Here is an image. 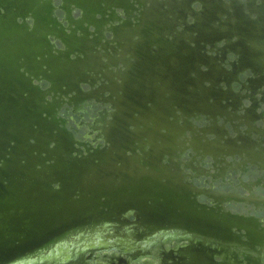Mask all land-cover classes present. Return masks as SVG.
<instances>
[{
	"label": "flooded vegetation",
	"instance_id": "1",
	"mask_svg": "<svg viewBox=\"0 0 264 264\" xmlns=\"http://www.w3.org/2000/svg\"><path fill=\"white\" fill-rule=\"evenodd\" d=\"M73 2L68 4L66 0H54L53 5L46 4V10L55 19L58 18L51 26L57 28L59 36L71 42V47L85 43L90 54L100 52L103 54L104 73L107 74V78L102 80L103 84L110 85L108 78L111 77L117 79L119 86H122L128 78L129 70H132L136 73V101L143 103L147 100L150 107L152 102L158 103L159 106H168L169 102L175 105L171 113L166 114L167 111H163L165 112L163 116L167 119L161 124V128L156 130L169 136L174 135L175 143L170 145V148L163 149L148 144L147 151L151 149L155 153L167 151L165 155L162 154L161 168L149 166L147 153L138 149L136 156L141 166L146 170L152 169L154 172L181 177L190 195L196 194L197 200L202 204L199 207L191 204L192 209L211 214L216 218L215 221L223 223L222 227L215 225L213 228L206 226L207 224L197 226L185 223L175 226L174 223H168L166 227L159 224L145 225L146 227H136L134 224L128 226L133 230H135L133 227H136V230L144 229L152 233H170L181 239L197 238L200 240L197 243L187 240V246L203 243L199 248L211 258L204 261L191 256L192 259L188 262L179 260L178 264H230L226 257H216L213 254L214 252L218 255L222 252L225 254L227 251L233 255L239 251L246 255L253 253L254 259L262 262L264 249L260 250L256 246L264 247V76H254L248 67L258 65L252 61L254 54L251 51L252 46L256 42L264 44V0H73ZM57 22H63L67 27L64 28ZM146 22H149L155 31L162 30L161 27L156 28L157 24H164L166 26L164 36L148 38L138 36L137 32ZM28 23L30 29H33V20L28 19ZM237 30L241 31L242 36L240 34L228 40L226 36L229 32ZM154 38L160 40L156 42ZM51 39L55 48L65 50L61 39ZM130 43L135 47L136 44L148 46L150 49L145 55L152 64H147L145 58L136 54V50L134 54L124 51ZM55 48L52 49L53 53L59 55ZM74 57L75 55H72L73 59ZM137 62L145 64L137 65ZM129 63H132L130 67L133 69H130ZM238 67H247L248 72L240 73V80L244 82V86L234 81L229 87L226 81L233 78V71ZM93 83V88L90 84H83L87 95L74 91L62 99L59 96H55L54 99L48 96L55 104L57 117L54 119L57 129L65 126L66 132L62 133L71 142L73 149H76L73 154L77 158L81 157L77 148L83 150L86 155L92 152L95 155L106 149L108 143L106 132H103L104 124L113 119L111 112L116 111L110 106L111 102L106 100L109 92L105 95L106 99L99 91L98 97L96 96L97 87H100L102 82L97 80ZM40 85L47 89L51 83L43 80ZM195 88L198 89L196 91L198 95L203 90V94H212L216 99L222 98L223 103H226L225 98L235 103L245 96L247 98L244 99L245 106L250 107L252 103L255 106L254 110L251 111V108L247 110L250 113L248 121L252 128L243 125L240 126V131H235L230 121L240 125L241 118H234L233 112L222 111L224 116L217 114V120L210 113L197 111L190 117L189 112H184L178 106L182 104L183 107L187 104L190 94L193 98L198 96L193 91ZM90 90H93V94L89 93ZM84 98L85 103H80ZM155 111L160 116L158 112L162 110L157 111L155 108L145 111L144 115H152ZM244 113L245 110L239 109L236 116L245 115ZM134 115L139 116V113L136 112ZM257 117L260 118L257 120ZM169 124L168 130L164 128ZM83 143L89 151H86ZM157 150L159 152H156ZM223 151L235 155L224 156L226 154ZM128 154L132 155L131 152ZM120 217L136 223V208L122 210ZM112 221L113 219L105 221L95 228L94 226H91V229L85 228L79 233L80 237L83 235L91 239L92 243H89L87 248L94 245L95 240L108 237L109 232L123 235L120 231L124 229V224ZM253 242L257 251L255 253L250 245ZM210 243L217 245L216 249L211 250L213 253L208 250ZM103 246H116L122 253L129 249L119 242L105 241ZM96 251L94 258L90 259L93 252L85 255L86 264H97L98 258L109 261L108 264H122L119 261H125V257L117 252L110 253L111 257L103 258L108 252ZM129 251L133 252L132 249ZM144 254L145 252L139 249L136 255L129 258L137 263L142 260ZM45 258H50V254L41 258L34 256L32 252L16 260L21 264H39ZM153 264L170 263L162 258L159 261L155 260Z\"/></svg>",
	"mask_w": 264,
	"mask_h": 264
},
{
	"label": "water",
	"instance_id": "2",
	"mask_svg": "<svg viewBox=\"0 0 264 264\" xmlns=\"http://www.w3.org/2000/svg\"><path fill=\"white\" fill-rule=\"evenodd\" d=\"M66 1L74 3L73 0ZM46 4L53 5V0H0V264H21L16 259L26 253L53 249L58 239L69 237L81 225L97 218H104L100 219V224L113 219L114 223L136 227L158 224L166 227L168 221L174 226L183 223L217 226L219 223L213 215L204 217V211L193 212L192 203L198 207L202 204L196 194L190 195L181 177L146 170L137 159L139 149L147 153L149 166H162V154L167 151L155 153L152 149L147 151V147L150 144L163 149L175 143L174 135L156 132L167 119L163 111L171 113L175 105L169 102L170 105H160V108L158 103L152 102L150 107L147 100L136 101V73L132 70L122 86L111 77L108 78L110 85L105 86L102 80L107 74L104 73L103 54H90L85 43L71 47V42L59 36L57 28L51 26L56 19L50 16ZM28 19L33 20V29H30ZM159 27L162 30L155 31L146 22L137 34L142 38L164 36L166 26L157 24L156 28ZM240 34L237 30L226 37L230 40ZM51 38L61 39L65 50L55 48ZM159 40L155 39L156 42ZM145 47L130 43L124 51L134 54L136 50L147 64H152L145 55L150 48ZM54 48L59 55L53 53ZM251 51L254 54L251 52L250 56L253 54L252 61L257 62L258 65L254 64L258 70L253 66L248 67L249 70L254 76H264V44L256 42ZM72 55H75L74 59ZM129 64L130 67L132 63ZM246 72L247 67H238L233 71L234 79L226 83L231 87L237 81L244 86L240 73ZM43 80L49 81L51 86L43 89L40 85ZM92 80L102 82L96 96L98 91L104 97L109 92L105 99L116 111L111 112L113 119L104 124L106 149L86 155L77 148L81 153L77 158L73 154L76 149L62 133L66 132L65 126L57 129L55 104L48 96L62 99L74 91L87 95L83 84L93 88ZM197 90L193 91L197 94ZM89 93L93 94V90ZM242 97L235 103L225 98L226 103H223L222 98L203 94L202 90L195 98L190 94L187 104L183 107L179 104L178 108L189 112L190 117L197 111L210 113L216 120L217 114L224 116L222 111L233 112L234 118H241L240 125L230 122L235 131H240V126H251L247 110L251 108L252 111L255 107L253 103L250 107L245 106L244 99L247 98ZM85 101L84 98L80 103ZM150 108L162 110L158 112L160 116L156 111L144 115ZM239 109L245 110V115L236 116ZM136 112L139 116L134 115ZM62 121L64 124V119ZM169 126L164 128L168 130ZM223 152L224 156L235 155ZM101 206L113 209V212L96 211ZM160 207L168 208L170 214ZM118 208H136V223L122 219ZM176 208L180 211L174 210ZM109 214L113 216H107ZM55 250L49 251L50 258L54 257L52 251L57 254Z\"/></svg>",
	"mask_w": 264,
	"mask_h": 264
},
{
	"label": "rangeland",
	"instance_id": "3",
	"mask_svg": "<svg viewBox=\"0 0 264 264\" xmlns=\"http://www.w3.org/2000/svg\"><path fill=\"white\" fill-rule=\"evenodd\" d=\"M53 3H54V0H53ZM50 16L53 17L52 14ZM56 20H58V18H56ZM61 23H62L61 25L64 28L67 27L63 22H61ZM144 201H145V199H143V202ZM194 205L195 204H193V206ZM143 208L145 209V208H148V207L143 206ZM120 209L121 208H118V210L121 212L122 209L121 210ZM159 209H162L164 211V213H168L169 212V214H170V212H171L168 208L160 207ZM100 210H104V212H106V211L107 212H110V211L113 212V209L106 208L105 206H101L100 208L96 209V211H100ZM174 210H176L177 212L180 211L178 208H176ZM195 210H193V212H198L197 210L196 211ZM100 216H102V215H100ZM107 216L112 217L113 215L111 216L109 214ZM231 218H232V216H231ZM100 219L103 220L104 218H100ZM100 219H98V218L97 219H93V220L89 221L88 223H85V224L81 225V227H79L77 229L78 231H74L72 233V235H70L69 237H65L64 236V237H61L60 239H58V243H56L54 245V247H52L53 249L56 248L55 251L58 250V252L53 258H49V259H59V258H61V259H66L67 260V259H70L72 257L71 256L70 258H68L70 255H73L74 253H76L80 249H83V250H88L89 249L90 250V249H93V248L96 249L97 247H99V245L96 246L95 244H100V239L93 238V239H97V240H95V244L94 245H90L89 248H87L88 244L92 243L90 241L91 239H88L87 236H83V235L80 237L79 233L82 230H84L85 228L91 229L90 228L91 226H94L93 228H95L96 225L100 224V222H99ZM168 223H169V221H168ZM159 225H161V224H159ZM141 227H146V226H141ZM123 228L124 229L123 230L121 229V231H120V232H122L123 235H120V233H114L112 231L113 233L109 232V236L108 237L105 236L106 238H104V237L103 238H104L105 241H108V242L109 241L110 242H119L120 244H123L126 247V249L129 248L128 250H126L128 253L127 252L122 253L120 250H118L116 248V246H103V244H100V246H103L104 248H106V249H102V252H104V251L108 252L107 253L108 255L107 254L104 255L103 258L111 257L110 253L117 252V253H119V255H123L125 257V261L124 262H123V260L119 261L122 264H153V263H155V260L159 261L162 258L165 259L170 264H178V263H180L179 260H185V262H188L189 260L192 259L191 256H195L197 258H201L204 261H206L205 259H207V258L211 259L209 255L204 253L202 251V249L199 248V246H201L203 243H198V245L192 244L191 246L188 247L187 246V244H188L187 243V239H181V238L177 239L178 237L173 236L170 233L169 234H167V233H159V232L152 233V232H147L144 229H139L138 231H136V230H133L132 227H130L128 225H124ZM96 232H98V231H96ZM73 244H76V245H73ZM145 244L147 246H149V247L145 246L146 248L145 247L143 248V246ZM208 245H209V248H208L209 251L214 250V249H216L215 247H217V245L212 244V243H210ZM250 245L253 247V248H251V250H254V253H255V251H256V248L254 247L255 246V242H253ZM139 247L142 250H144L145 254L143 255L142 260L136 263V262H134L133 259H130L129 257H132L133 256L132 254H134L133 252H135L136 248H139ZM256 247L259 248L260 250L264 249V247H261V246L260 247L256 246ZM53 249H50L48 251H44L43 253H42V251H37V252L33 253V255L43 258V257L49 256V254H50L49 251H51ZM131 249L133 250V252L129 251ZM218 249H221V248H218ZM94 252L96 253L97 251L95 250ZM94 252L91 253L92 256L90 257V259L94 258L95 255L97 254V253L95 254ZM47 253H49V254H47ZM51 253L54 254L55 252L52 251ZM226 253L223 254V252H222V254L219 253L220 255H218L217 253L214 252L213 254L216 255V257H224V258L226 257V259H227L226 261H228L230 264H264V260L262 262L256 261L254 259L255 256H254L253 253L252 254L250 253L249 255H246V254H244L243 252H240V251L234 253V255L228 253V251ZM41 254H43V255L41 256ZM33 259H35V258H33ZM86 259L87 258L84 257L83 261L81 262V264H86V262H87ZM98 259L99 260H98L97 264H102V263L103 264H108L109 263V261H107L105 259H103V260L100 259V258H98ZM143 259L145 261H143ZM110 260H112V259H110Z\"/></svg>",
	"mask_w": 264,
	"mask_h": 264
},
{
	"label": "bare ground",
	"instance_id": "4",
	"mask_svg": "<svg viewBox=\"0 0 264 264\" xmlns=\"http://www.w3.org/2000/svg\"><path fill=\"white\" fill-rule=\"evenodd\" d=\"M161 167V166H160ZM136 170H138V168H136ZM207 216V214H204V217H206ZM210 217V216H209ZM213 218H214V216H213ZM223 223L222 222H220L219 224H218V226L219 227H222L221 225H222ZM135 230L137 229L136 227H133ZM136 231H138V230H136ZM145 236V235H144ZM102 239V240H101ZM100 239V244H103V242H105V240H104V238H101ZM177 239H180V237H178ZM187 240L188 241H190V242H192V243H197V242H199L200 240L199 239H197V238H190V239H188L187 238ZM145 247V245L143 246V248ZM146 248V247H145ZM102 249H106V248H104L103 246H99V247H97L96 249L95 248H93V249H88V250H83V249H80V250H78L76 253H74L73 255H70L68 258H70L71 256V258L70 259H61V258H59V259H53V260H51V259H49V258H45L42 262H40L39 264H81V262L83 261V258L85 257V255L87 254V253H89L90 251L91 252H94L95 250H99V251H102ZM139 249H141L140 247L139 248H136V250H135V252H134V254H132V255H136V251H138ZM83 250V251H82ZM142 250V249H141ZM142 251H144V250H142ZM67 256V255H66ZM37 264V263H36Z\"/></svg>",
	"mask_w": 264,
	"mask_h": 264
}]
</instances>
